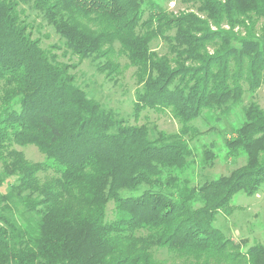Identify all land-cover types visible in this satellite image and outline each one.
<instances>
[{"label":"trees","instance_id":"obj_1","mask_svg":"<svg viewBox=\"0 0 264 264\" xmlns=\"http://www.w3.org/2000/svg\"><path fill=\"white\" fill-rule=\"evenodd\" d=\"M21 1L0 0V185L16 178L0 195V264H264V245L245 249L213 225L235 193L264 184V109L250 102L225 134L227 156L245 159L228 174L193 184L189 143L204 132L196 120L212 132L264 84V0H179L178 12L155 0H33L79 61L100 59L116 79V56L127 57L135 120L168 111L180 124L154 137L75 83ZM27 145L43 160L17 148ZM216 157L205 149L200 163Z\"/></svg>","mask_w":264,"mask_h":264},{"label":"rangeland","instance_id":"obj_2","mask_svg":"<svg viewBox=\"0 0 264 264\" xmlns=\"http://www.w3.org/2000/svg\"><path fill=\"white\" fill-rule=\"evenodd\" d=\"M20 1V0H18ZM169 9L178 12L186 10V5L179 0H155ZM19 9L22 15L30 22L34 37L41 39L43 48H54V53L60 61L74 64L71 72L75 75V83L83 88L89 97L99 101L103 106L113 109L119 118H124L130 123H146L151 130V136L157 135L158 130H164L167 133L178 132L180 124L178 120L168 111L156 112L147 110L142 113L136 121L133 115V105L138 84L135 79V68L129 65L128 59L124 54H117V60L121 65V73L115 79L110 78L106 72H102L98 65L101 61L93 57L79 61L76 55H73L66 49L64 39L56 32L55 28L47 23L43 14L33 6V0L21 1ZM118 47V45H116ZM153 47L158 52L167 51L165 42L160 40L153 43ZM245 88L247 85L245 84ZM257 101L264 109V84L252 94L246 91L242 103L235 107L229 114V117L213 123L215 129L212 132H205L208 123L202 119L195 121L204 132L198 138L189 140L190 146L194 150V167H192L191 177L193 184L200 185L204 181L221 174H228L233 168L243 164L244 158L228 157L224 147L225 136L232 135L233 126L239 122L242 110L252 101ZM226 134V135H225ZM24 151L26 157L32 161H42L44 155L35 145L17 146ZM211 149L217 155L212 165L201 164L203 151ZM0 171L2 163L0 162ZM16 181L15 177H9L6 183L0 185V195L8 192L9 185ZM231 213L220 211L214 221V226L220 229L227 238L235 242L245 239L244 248L253 244L264 245V184L258 193L246 194L239 191L234 194ZM114 203L110 202L108 207V218L114 217ZM156 257L160 259H171L166 249H155Z\"/></svg>","mask_w":264,"mask_h":264}]
</instances>
